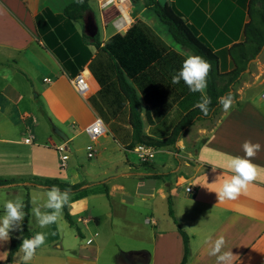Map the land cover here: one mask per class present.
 I'll list each match as a JSON object with an SVG mask.
<instances>
[{
    "label": "crops",
    "instance_id": "obj_1",
    "mask_svg": "<svg viewBox=\"0 0 264 264\" xmlns=\"http://www.w3.org/2000/svg\"><path fill=\"white\" fill-rule=\"evenodd\" d=\"M72 1L0 0V68H2L0 70V143L7 144L0 146V217L5 214L4 204L7 200L19 196L25 205L28 197L31 203L32 188L36 192L46 194L49 188L36 184L32 179L58 178L76 185L71 190L72 195L66 207L76 225L79 226L78 222L83 223L84 229L80 228L78 232L82 237L86 234V230H90L98 239L103 232L105 234L109 232V236H106L109 240L125 239L117 234L119 230L113 227L118 225L115 219L119 220L120 215L125 213V204L132 201L133 205L138 204L141 208L155 213L156 203L159 201L163 205L161 216L157 215L153 220L151 218L143 220L140 217L136 222L133 221L135 231L138 233L146 231L144 232L147 233L146 237L144 236L140 241L149 242L148 246L137 249L120 248L115 254L116 262L117 264H180L185 253L183 237L173 218L170 215L164 217L170 196L176 217L190 235L191 254L186 264H216V258L208 254L209 242L220 235H224L227 240L225 250L230 249L236 255L233 264H264V171L255 181L250 182L247 190L235 200L218 201L215 193L221 190L225 180L231 179L229 158L245 155L242 146L246 140L261 144L262 148L253 158V163L264 169V115L248 96V88L257 84L264 85V73H254L255 78L252 82H245V86L236 89L238 96L233 97L235 103L228 111L220 106L218 112L221 116L214 125L210 127L200 125L203 121L193 125L198 124L193 134L196 141L193 150L184 153L179 146L177 147L181 150L180 153H175L179 158L178 165L166 170L168 175L165 179L146 177L164 171L131 170L132 166H128V170L97 181L88 178L79 180L77 173L73 176L69 173L67 165L64 168L60 166V153L55 145L66 140L55 132V127H59L68 136V151L70 148L76 149L70 143L79 134L87 133L86 127L98 117L105 123L107 129L105 135L111 132L116 137L114 139L118 145L126 147L132 141L127 107L115 117L104 118L89 100V97L96 95L100 89L98 81L88 68L90 60L97 51L93 44L95 36L97 35L104 45L114 33L125 32L132 23L141 20L169 49H174L185 57L192 51L175 41L174 44L167 42L154 26L141 16L143 12L156 15L152 9L144 6V2L142 13L135 11L133 0H129L121 9L114 6L116 12L110 18L114 29L108 33L110 20L102 17L103 24L100 27L96 9L92 5V0H89L91 9L83 18L72 20L76 31L80 34L85 33L89 42L85 51H82L87 60L86 64L76 74L78 75L83 69L87 70L91 91L83 96L76 91L71 82L76 75L71 76L56 55L45 46L36 21L37 15L45 8L53 13H61ZM159 1L166 3L169 8H173L181 15L209 47L219 49L243 39L244 25L249 20L250 0ZM97 6L104 14V10L99 7V0ZM158 21L163 24L159 19ZM120 22H124L122 26ZM90 24L93 26L92 30H89ZM228 65L232 67L230 60ZM26 73L27 76L24 75ZM18 74H21V78L16 79L15 75ZM28 85L31 87L29 91ZM238 85L239 83L236 87ZM201 95L190 92L177 102L160 122L152 125L147 122L145 113L148 103L141 95L146 132L160 138L167 136L177 123L175 119L179 120L188 109L196 106ZM203 95H206V92ZM259 99H263L261 95ZM36 109L41 111L40 117L35 114ZM172 114V123L167 126L166 120ZM30 118H33L36 127L40 125L39 134L34 130L27 136L29 130L26 121ZM162 128L165 130L161 131ZM70 129L78 130L69 136L66 130L70 131ZM55 135L60 141L55 139ZM44 141L49 142L51 147L43 145ZM13 145L18 147L12 148V151ZM213 167L216 168L215 172L212 171ZM131 177L140 179L136 186L128 188L122 182H118L120 178ZM159 179L160 182L157 183ZM188 185L193 186V191H187ZM103 195L108 197L110 205L100 215L91 207V202ZM32 207L31 203L28 219L30 238L37 232L48 234L44 247L40 249L43 259L39 264H110L107 260H100L98 250L88 251L81 244L78 246L72 244L73 246L64 249L62 231L66 226L73 227L65 218V207L57 223L47 228L38 225L32 215ZM102 215L105 217L104 220L111 218V226L104 228ZM125 217V221L131 222V218ZM92 221L95 225H91ZM9 235L8 241H0V264H8L11 236L21 237L22 225L10 231ZM134 239H138L137 236H134ZM49 240L57 241L53 248L47 247ZM61 249L64 251H60ZM96 249H98L97 245ZM17 254L18 251L13 256V264L19 262Z\"/></svg>",
    "mask_w": 264,
    "mask_h": 264
},
{
    "label": "trees",
    "instance_id": "obj_2",
    "mask_svg": "<svg viewBox=\"0 0 264 264\" xmlns=\"http://www.w3.org/2000/svg\"><path fill=\"white\" fill-rule=\"evenodd\" d=\"M143 2L146 8L155 12L176 43L211 63L208 87L205 91L206 96L211 99L209 114L205 116L194 106L182 115L167 136L160 138L146 132L141 95L148 103L145 113L147 122L152 125L160 122L167 112L191 91L183 81L180 84L171 83L172 74L180 69L186 57L174 49H169L141 20H136L125 32L114 33L104 45L97 35L95 36L93 44L97 51L88 68L98 81L100 89L96 95H91L89 100L104 118L115 117L125 107L128 108L132 141L126 146L127 149H133L138 143L152 145L156 149L173 147L189 127L216 115L221 106V97L229 93L232 97L238 96L236 84L242 81L250 61L264 50V0L249 1V20L244 25L243 39L219 49L207 46L184 18L166 3L159 0ZM90 9L89 0H73L61 13H53L45 8L36 17L38 32L45 46L56 55L71 76H75L86 64L87 60L82 51L89 45L88 36L78 33L72 20L83 18ZM228 60L232 62V67H229ZM167 175V172H155L147 177L165 178ZM32 180L48 188L58 185L61 190H72L76 187L75 184L58 178ZM168 204L169 214L183 237L185 253L180 264H186L191 254L190 235L176 217L170 196ZM30 208V199L27 197L22 235L19 238L11 236L8 264H13V256L19 250L23 238H30ZM65 218L70 225L76 226L66 206Z\"/></svg>",
    "mask_w": 264,
    "mask_h": 264
},
{
    "label": "rangeland",
    "instance_id": "obj_3",
    "mask_svg": "<svg viewBox=\"0 0 264 264\" xmlns=\"http://www.w3.org/2000/svg\"><path fill=\"white\" fill-rule=\"evenodd\" d=\"M133 4L135 6L134 7L135 11L141 12L143 8V0H133ZM92 5L96 9L95 12H96L100 27H102V24H103L101 21L102 17L103 18L107 17L108 19L107 18L106 19L110 20L109 29H108L109 30L108 33H110L112 29H114L112 27L110 18L116 12L115 7L112 5V6H109L103 9L105 13L102 14L100 10L98 9L97 0H92ZM141 16L145 18V20H147L152 26H154L157 32H159V34L167 42L171 44L175 43L171 35L167 31L166 27L163 24L159 23L156 15H154L153 13L143 12ZM120 23L122 26L124 22H120ZM179 50L181 52H184L181 49ZM191 54L194 55L192 52ZM0 70H2V68H0ZM28 70L29 72H31L30 69ZM260 72L264 73V50L255 60H253L250 63L249 68L246 70L242 81L239 82V85L236 87V89L241 86H245L246 84L245 82H252L253 79L255 78L254 73L257 74ZM24 75L27 76V73ZM15 77L16 79H18V77L21 78V74L15 75ZM27 88L29 91L31 87H29L28 85ZM248 89H249L248 91L249 98L253 99L252 102L256 104L257 108L261 111L262 115H264V100L259 99V96L262 94L264 90V85L257 84ZM234 100H233V103H235ZM35 114L39 115V117L42 115L41 111L37 109L35 110ZM220 116H221V113L217 112L216 115L212 119L204 120L203 122L200 123V125H205L207 127H210L217 122ZM171 117H173V114L168 118V120H166L167 126H169L172 123ZM175 120L177 122L178 119H175ZM26 122H27V129L29 130V132L27 133V136L28 134L30 135L31 131L33 133L34 130H37V133L39 134V132L41 131V127L40 125H38L37 127L36 125H34L33 118L28 119ZM197 125L198 124H196L195 126L189 127L187 131L182 135L181 139L177 142L178 144H176L175 146L169 147V148H165V147L157 148L155 150L154 156L149 160H143L139 158L138 155L135 152H133V149H127L126 147H123L122 145H118V142L114 139L116 137L113 136L111 132H108V135L100 136L96 140H93L90 137V135L87 133L79 134L78 136L74 138L73 142L70 143V145H74L76 149L70 148V150L68 151V159H67L66 168L68 169L69 173L72 174V176L73 174L77 173L79 180H85L86 178H88L90 180H95V181H97L98 179L110 176V175L117 174L123 170H128L127 168L128 166H132L131 170L145 171L146 169L147 170L152 169V170H161V171L166 172V170L171 169V167H176L178 165L179 158L175 153H180L181 151L180 149H182L184 153L187 151L193 150V147L196 144L195 137L193 134L197 129ZM76 130L70 129V131L68 130L66 131L68 135L70 136V135H73V133H76ZM164 130L165 128L161 129V131H164ZM54 137L56 140L59 139L56 137V135ZM62 141L63 140H61V142ZM3 145H7V144L0 143V146H3ZM43 145L47 147H51L50 143L46 141H44ZM178 146L180 147L179 150L177 148ZM14 147H18V146H14V145L11 146L12 151L13 149H15ZM91 150L93 151V156H89V152ZM87 172L90 174H87ZM72 176L70 178H72ZM141 177H144V176H141ZM161 179H165V178L162 177ZM139 181L140 179H137L134 177L120 178L118 180V182H122L128 188L136 186ZM159 182H160V179L157 181V183ZM34 190L35 189L32 188L31 194L37 195L40 198L39 200L40 203L46 200V194H42ZM131 202L132 201H128L125 204L126 205L125 213L120 215L119 220L115 219V223L117 220L118 225L113 226L119 231L121 230V232L119 233L118 231L117 234L123 236L125 239L115 238V240H112V239L109 240V238L106 237V236H109V232H106V234L105 232H103L101 236H99V239H98V237L93 236L94 232L90 230L89 231L86 230V234L84 235V237H82L78 233V229L79 230L80 228L84 229L82 225L83 223L78 222L80 227L78 225L73 226V227L66 226V228L62 231L64 249H66L68 246L72 244L74 246H78L79 244H81L83 245V248L87 249L88 251L98 250L101 261L107 260L109 261L110 264H117L116 262L117 258L115 254L120 250V248L137 249V248L148 246L147 243L149 242L140 241L141 238H143L144 236L146 237L147 233L146 234L144 233L146 231L143 230L144 232L142 233H138L137 231H135L134 230L135 222L140 217H142L141 219L143 220L144 218H151L153 220L154 218H156L157 215L161 216L163 214L161 213V209L163 205H161L160 202L157 201L156 203L157 210L155 213H152L150 211H147V209L141 208V206L138 204L133 205ZM109 205H110V201L108 197H106V195L100 196L96 198V200H93V202H91V207L94 208L97 211V213H99L100 215L103 214L104 209L108 207ZM141 212H142V215H140ZM168 212H169V204H168V210L166 211V214L164 215V217H169L168 215L170 214ZM113 216H114V213H113ZM124 217L131 218V222L125 221ZM102 218H103V223L105 225L104 228L109 227L110 222L112 221L110 220L111 218H107V220H104L105 217L103 215H102ZM91 225H95V222L92 221ZM75 236L76 238H74ZM134 236H137L138 239H134ZM127 237L129 238L126 239ZM89 239H91V241ZM56 242L57 241L49 240L47 247L51 246L53 248ZM96 245L98 246V249H96ZM43 247L44 245H42L41 247L37 249L35 256L33 257L31 261L28 262V264H39V262H41L43 257H42L40 249H42ZM60 251H64V250L61 249ZM21 255L22 253H19L16 255L18 260H20Z\"/></svg>",
    "mask_w": 264,
    "mask_h": 264
},
{
    "label": "clouds",
    "instance_id": "obj_4",
    "mask_svg": "<svg viewBox=\"0 0 264 264\" xmlns=\"http://www.w3.org/2000/svg\"><path fill=\"white\" fill-rule=\"evenodd\" d=\"M211 63L199 55H188L182 62L178 71L172 74L171 83L180 84L181 81L192 93H201V99L196 107L207 116L211 99L203 95L208 87V77L211 72ZM219 103L225 111H228L233 104L232 94L229 93L219 99ZM245 155L232 156L229 158L228 167L232 171L230 180H225L217 194L218 201L235 200L243 191L247 190L250 182L257 179L258 175L264 171L261 167L253 163V158L261 150L259 143L246 140L243 143ZM213 172L216 168L213 167ZM72 193L70 189L61 190L58 185H53L46 190V200L40 203V198L33 194L31 212L41 228L57 223L64 207L69 204ZM24 202L17 196L15 199L7 200L4 204L3 217H0V241L10 239V231L18 229L25 219ZM54 234V233H53ZM47 233L37 232L31 238H23L18 252L22 253L18 264H28L36 254V250L44 245ZM209 255L216 258V264H233L235 256L232 250H225L227 240L224 235L218 236L214 241H210Z\"/></svg>",
    "mask_w": 264,
    "mask_h": 264
},
{
    "label": "built area",
    "instance_id": "obj_5",
    "mask_svg": "<svg viewBox=\"0 0 264 264\" xmlns=\"http://www.w3.org/2000/svg\"><path fill=\"white\" fill-rule=\"evenodd\" d=\"M129 0H99V7L101 9H105L109 6H118L120 9L126 6ZM71 82L76 89V91L85 96L87 95L91 89L89 82L87 80V70L83 69L78 75L71 79ZM261 97L264 99V91L261 94ZM87 133L93 140L98 139L100 136H103L107 133V129L105 123L102 118L98 117L92 124L86 127ZM55 148L60 153L61 160V168H64L67 165L68 159V147L67 140L61 144L55 145ZM156 148L152 145H148L145 143H138L133 151L138 155L139 158L143 160H149L154 156ZM89 156H93V151L89 152ZM187 191H193V186L188 185L186 187Z\"/></svg>",
    "mask_w": 264,
    "mask_h": 264
},
{
    "label": "water",
    "instance_id": "obj_6",
    "mask_svg": "<svg viewBox=\"0 0 264 264\" xmlns=\"http://www.w3.org/2000/svg\"><path fill=\"white\" fill-rule=\"evenodd\" d=\"M55 132L58 133L64 140H68V136L58 127H55Z\"/></svg>",
    "mask_w": 264,
    "mask_h": 264
},
{
    "label": "flooded vegetation",
    "instance_id": "obj_7",
    "mask_svg": "<svg viewBox=\"0 0 264 264\" xmlns=\"http://www.w3.org/2000/svg\"><path fill=\"white\" fill-rule=\"evenodd\" d=\"M93 29V26L90 24V26H89V30H92Z\"/></svg>",
    "mask_w": 264,
    "mask_h": 264
}]
</instances>
